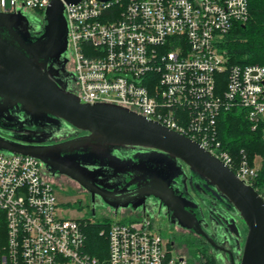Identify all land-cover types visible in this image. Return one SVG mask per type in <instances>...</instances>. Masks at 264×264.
<instances>
[{"label":"built area","instance_id":"obj_1","mask_svg":"<svg viewBox=\"0 0 264 264\" xmlns=\"http://www.w3.org/2000/svg\"><path fill=\"white\" fill-rule=\"evenodd\" d=\"M51 1L0 0V11L44 12ZM249 13L248 0L65 3L72 92L82 102L116 104L190 137L264 199L257 183L262 157L241 149L236 161L219 132L221 114L234 109L244 111L251 130L264 128V65L230 64L221 48ZM61 209L40 159L0 153V264H217L202 253L183 254L148 216L110 222L101 259L86 250L88 221L64 217Z\"/></svg>","mask_w":264,"mask_h":264},{"label":"water","instance_id":"obj_2","mask_svg":"<svg viewBox=\"0 0 264 264\" xmlns=\"http://www.w3.org/2000/svg\"><path fill=\"white\" fill-rule=\"evenodd\" d=\"M80 1L52 0L44 11V33L34 43L47 48V54L44 50L38 55L44 58L43 66L21 41L20 48L0 36V126L10 131L0 134V149L40 159L49 174L68 175L90 193L93 203L97 197L115 213L131 209L148 217L166 216L216 248L195 213L196 198L187 191L188 167L204 181V188L218 199L225 198L247 225L240 264H264V199L251 185L190 137L116 104L82 102L50 76L46 67L51 55L48 48L58 43L64 46L60 53L66 49L65 3ZM24 17L22 12L0 11V29L13 34ZM54 119L89 135L58 144H38V139L30 136V129L54 124ZM68 146L108 150L109 160L97 165L82 161L68 153ZM121 147H133L134 151L139 147L142 152L133 153V158L123 157ZM193 175L188 179L192 187Z\"/></svg>","mask_w":264,"mask_h":264},{"label":"flooded vegetation","instance_id":"obj_3","mask_svg":"<svg viewBox=\"0 0 264 264\" xmlns=\"http://www.w3.org/2000/svg\"><path fill=\"white\" fill-rule=\"evenodd\" d=\"M44 28H45V24L43 26L40 24L39 25L30 24L28 19L24 17L21 21H19L18 26L14 28L13 34L8 29H0V36L10 41L13 45L20 48L21 46L19 45V41H21L23 45L29 48L30 55H32V57H34L37 60V62L43 66V63H45L44 58H41L38 55H40V53L43 52L44 50L45 53L47 54L46 52L47 48L44 46L41 47L39 44L35 46L34 43L44 33ZM65 46L66 49L62 53L60 52L62 51L64 46H61V44L56 43L52 47L48 48L49 49L48 54L51 55L47 62L46 67L50 76L56 82H58L61 87L73 91V87L75 83V74L73 69L71 53L69 51L70 47H69L68 37L65 40ZM87 135H89L88 131H83L81 129L71 126L70 124L62 120H56V119H54V124L46 125L41 128L33 127L30 129V136H33L36 139H38L37 143L41 145H52V144L63 143ZM70 147L72 146L66 147L67 150L68 149L70 150L68 151V153L75 154L76 157L82 161L95 163L97 165L101 162L106 163V161L109 160L107 156L108 150L99 152L96 147L73 146L71 149ZM131 148L134 149L133 147ZM141 149L142 148L138 147L137 149H135L134 153L136 154L137 152H142ZM120 154L123 157H129L123 155L121 152ZM138 160L139 159L134 158V161L138 162ZM112 161L113 163H115L114 160ZM115 161L117 164L120 163L117 160ZM143 164H144V160H141L140 165L143 166ZM134 165L136 166L137 164ZM138 167L140 166L138 165ZM45 171L48 173L46 169ZM54 174H55L54 176L55 179L65 177L78 183L77 181L73 180L71 177H69L66 174H60L57 172ZM142 177H144V175H142ZM198 177L199 176H197V178ZM128 180L129 178H127V181ZM193 180H194L193 181L194 188L190 185L189 180L186 179L188 184L187 191L191 195L193 193L197 198L196 199L198 202L197 207L200 206L202 207V210L206 209L208 211V216H199L197 210H195V213L202 221L204 227L210 233V236L212 240L216 243L217 247L216 248L213 247L204 237L197 235L194 231H192V229L180 227L177 224L176 226L180 229L190 232V234L193 236L195 235V237L189 236L187 238L189 240L188 243L190 245L192 244L195 245L196 240L198 238L197 244H199L200 247L205 248L206 252L211 254L213 259L218 263L232 264V259H234L235 264H240L243 249L239 241L240 237H239V231L237 229V224L233 220V217L231 216L232 214H229L226 209L224 208L222 209V207L220 206L221 202H223V200L226 199L225 198L218 199L211 190H208L207 188L203 187L204 182H200V181L196 182V177H194ZM96 200L100 201L105 209L115 213V211L111 208V206L105 204L101 198L96 197ZM226 206L227 208L232 209L229 203L226 204Z\"/></svg>","mask_w":264,"mask_h":264},{"label":"trees","instance_id":"obj_4","mask_svg":"<svg viewBox=\"0 0 264 264\" xmlns=\"http://www.w3.org/2000/svg\"><path fill=\"white\" fill-rule=\"evenodd\" d=\"M248 1L250 13L247 22L236 24L225 35L221 48L226 50L230 64L259 63L264 65V0ZM219 132L224 145L230 150L236 161L239 160L241 149H244L251 157L256 154L262 157V168L257 183L264 185V128L261 126L255 131L251 130L244 111L234 109L221 114ZM82 220L88 221L84 226L86 250L101 259L105 258L108 251L106 231L110 221L108 219L102 221ZM197 243L198 238L193 246L205 253V248L200 247ZM209 260L214 262L213 257H210Z\"/></svg>","mask_w":264,"mask_h":264},{"label":"rangeland","instance_id":"obj_5","mask_svg":"<svg viewBox=\"0 0 264 264\" xmlns=\"http://www.w3.org/2000/svg\"><path fill=\"white\" fill-rule=\"evenodd\" d=\"M20 10V9H19ZM20 12H22L25 17L28 19L30 24L34 25H44V12H39L33 9H26L21 8ZM71 55V48L69 49ZM10 133L9 130L6 128L0 126V134L2 135H8ZM58 138V137H57ZM120 152L123 155L131 157L134 153V150L131 147H123L120 148ZM1 154L8 155L9 153L5 150L0 149ZM43 167L47 170V168ZM186 174L188 175V178L192 176V172L189 170L188 167L185 168ZM52 180L55 184V193L59 202L60 207H62L61 212L64 215V217L67 218H75V219H89L91 221H102L105 219H108L110 222H117V221H125V222H135L140 223L139 218L133 216L136 214L137 216H142L143 213H132L131 209H125L120 211L119 213H113L107 209L104 208L102 203L100 201H96L93 203L92 197L89 192H87L83 187H81L78 183L62 177L59 179H55L54 173H50ZM196 177V182H204L200 177L197 178V175H193ZM192 195H194L192 193ZM195 197V195H194ZM196 198V197H195ZM197 199V198H196ZM226 204H228L227 200H223L221 202L220 206L222 209H226L229 214H232L233 220L237 224V229L239 231V241L241 243L242 249L246 241L247 236V225L245 224L244 220L236 214L235 211L232 209L227 208ZM197 212L199 216H208V211L202 210V207H197ZM149 222L152 225V228L162 234V236L167 239L171 240L172 242H175L176 245L180 248V250L185 255L191 256H198L202 254L205 255L206 258L212 257L211 254L208 252L199 251L196 247H193V244L190 245L188 243V237L193 236L190 234V232L180 229L176 226V223L174 221H171L168 217L158 215V216H149ZM195 237V235L193 236ZM191 261V258H190ZM214 262L218 263L214 260Z\"/></svg>","mask_w":264,"mask_h":264},{"label":"crops","instance_id":"obj_6","mask_svg":"<svg viewBox=\"0 0 264 264\" xmlns=\"http://www.w3.org/2000/svg\"><path fill=\"white\" fill-rule=\"evenodd\" d=\"M133 216L138 217L139 219H141V218L144 217V215H142V216H137L136 214H134Z\"/></svg>","mask_w":264,"mask_h":264}]
</instances>
